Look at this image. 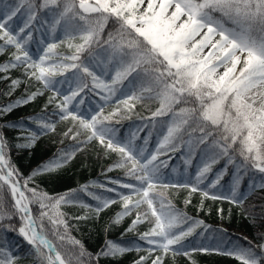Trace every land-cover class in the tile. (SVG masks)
I'll return each instance as SVG.
<instances>
[{"label":"snow or ice","instance_id":"1","mask_svg":"<svg viewBox=\"0 0 264 264\" xmlns=\"http://www.w3.org/2000/svg\"><path fill=\"white\" fill-rule=\"evenodd\" d=\"M21 8H25L27 19L23 27L16 31L8 21ZM4 9L0 13V40L3 41L0 53L9 46L15 52L7 63L0 65V71L23 66L29 79L53 89L56 83H63L56 81L55 77L72 71L76 87L70 88L67 95L55 90L48 101L52 103L62 95L56 105L59 118L70 120L73 125L64 135L71 133L76 139L83 132L85 140L81 143L96 139L106 150L118 153L120 160L108 171L112 167L123 168L125 175L134 181L123 184L119 180L112 181L127 189L128 193H118L121 211L111 220L112 224H120L125 217L135 213L126 232L135 231L139 224L146 221L151 225L139 234V239L147 242V255L140 256L134 264H147L150 258L151 264H164V257L169 253L175 256L184 250L185 239L203 223L195 221L192 226H186L190 218L174 207L164 189H188L189 198L185 204L191 203V194L199 191L202 198L229 200L236 205H243L257 188L264 190V183L254 182L249 183L247 192L240 188L243 179L241 170L245 174L250 169L264 174V0H41L40 3L37 0H19L15 7L5 4ZM41 10H47L52 15L50 27L53 33L59 26L68 41L79 40V43H68V48L74 49L72 54L60 56L55 51L56 43H49L38 59H34L27 50L26 45L32 39L33 22ZM109 21L114 29L107 33L104 40L103 33ZM101 42L111 50L109 63L112 74L108 81L101 79L81 58L85 52L92 55V46ZM220 68L224 69L223 72L218 71ZM88 77L91 78L92 89L107 93L101 97L105 102L127 80L129 87H138V91H132L119 103L130 110L135 107L130 101L155 99L159 107L152 113V119L171 114L172 122L167 127V134L155 152L145 155V149L138 148L134 142L135 133L123 142L110 135L112 130L104 122L116 115L119 109L105 116L101 107L90 118L80 111L79 104L73 102L89 88ZM18 84L19 80H12V89ZM41 94L38 90L27 98L0 106V115ZM192 121L197 122L202 133L200 143H205L218 131L219 139L213 141V146L220 149L221 155L228 156L229 163H235V157L229 155L230 151L241 157L228 194H210L199 187L218 162L215 155L198 168L194 182L164 183L159 174V168L165 162L156 163L158 154H164L165 147L171 146L176 135ZM38 123L41 134L55 131V124L43 119ZM37 138L36 132H30L27 142L16 147L29 148ZM6 146L7 142L0 133V220L6 216L10 218L4 208L3 194L6 190L14 201L13 208L20 213V220L23 221L19 233L33 246L39 264H94L100 256L116 257L133 250L106 240L94 258L79 240L69 235V225L61 210L62 205L79 204L90 210L92 206L77 200L72 195L76 190L50 196L28 187L34 177L63 167L75 156V152L63 153L24 177L11 163ZM222 175L223 172L219 173L208 187L215 188ZM80 191L99 201L94 209L97 216L116 203L113 199L95 195L89 191L88 185H83ZM108 191L117 190L110 188ZM33 202L39 203L41 209L49 210L41 211L39 225L31 214L30 205ZM44 217L53 225V235L61 242L67 240L73 248L79 249L78 252L65 256L58 250L45 232ZM60 226L64 229L63 233L59 231ZM260 238L264 240V233ZM257 247L261 250L259 254L255 250ZM135 250L141 249L137 246ZM192 251L219 252L220 249L201 246ZM156 252L160 254L153 256ZM183 254L190 256L188 251H183ZM222 254L232 256L239 264H264V243L257 246L249 243L248 247L236 245ZM16 261L17 257L11 252L0 248V264H16Z\"/></svg>","mask_w":264,"mask_h":264},{"label":"trees","instance_id":"2","mask_svg":"<svg viewBox=\"0 0 264 264\" xmlns=\"http://www.w3.org/2000/svg\"><path fill=\"white\" fill-rule=\"evenodd\" d=\"M18 2L19 0H0V13L5 4L15 7ZM40 2L41 0H37V3ZM26 19L25 8H21V11L8 21V24L12 29L18 31L20 27H23ZM45 20L48 23H44ZM51 23L52 15L47 10H41L37 20L33 22L32 39L28 41L26 48L34 59H38L39 55L43 54V49L49 43L57 44L55 51L60 56L70 55L74 51V49L68 48L69 42L79 43L78 39L68 41L64 30L59 26L56 32L53 33L50 27ZM113 29L114 25L109 21L103 33L104 40L107 39V33L113 31ZM0 44H3L2 40H0ZM100 51L107 53L108 58L102 59ZM14 52L13 47H6L4 52L0 53V65L7 63ZM110 52L108 46L101 42L99 45L94 44L92 46V54L101 58L103 63L90 60V55L87 52L81 58L101 79L108 81L112 74V65L109 63ZM14 79L19 80V84L12 89L11 82ZM54 79L63 81V83H56L55 89L45 88L41 82L29 79L23 66L8 71H0V106L13 103L21 98H27L28 95L38 90L42 92L41 95H37L35 99L30 100L28 103H21L14 107L12 111L0 115V133L3 134L7 142L5 151L10 156L11 163L24 177L29 176L34 169L63 153L75 152V156L63 167L34 177L29 182L28 187L36 188L38 192H46L50 196L76 190L72 192V195L77 200L91 205L92 209L82 208L79 204L61 206L69 225V235L79 240L86 252L91 253L94 258L100 252L106 240L133 249L116 257L100 256L98 261H94V264H134V261L138 260L140 256L147 255V242L140 240L139 234L147 231L151 225L146 221L139 224L135 231L126 232L125 229L131 223L135 213L132 216L125 217L120 224L111 223L116 213L121 211V201L118 193H128L127 189L122 188L120 184H113L112 181L119 180L121 184L134 181L125 175V169L123 168L112 167V170L108 171L109 167L120 160L118 153L106 150L96 139L81 143L85 140V133L83 132L76 139L72 138L71 133L67 136L64 135L73 125L70 120H60L59 109L56 105L62 99V95L69 94L70 88L74 89L76 87V81L72 71ZM87 82L89 88L80 93L73 102L79 104L80 111L86 116L89 115L88 118H90L91 115L99 112L101 107L105 116L119 109L116 115L111 116L109 120L104 122L112 130L110 135L116 140L126 141L133 134L132 127L137 124L139 128L134 132L135 141L145 142V139H147L150 147L142 148L145 150L153 149L155 152L158 147L157 140L160 136L164 137L167 134V131L159 128V123L161 121L166 122L171 114L152 119V113L159 107V102L155 99L130 101V103L135 104V107L130 110L124 104L119 103L125 100L128 95H131L132 91H138V87L130 88L127 80L124 81L123 86H118L115 95L110 97L107 102L101 98L107 93L100 89H92L90 77L87 78ZM55 90H59L62 95L49 103V97L54 95ZM80 101L83 102L80 103ZM89 109L92 111L89 112ZM40 119L55 124V131H45L41 134L38 123ZM147 128H149L148 134L146 132ZM206 131H211V129H206ZM30 132L37 133L38 138L34 145L29 148L16 147V145L27 142L26 137ZM201 136L202 133L197 122L192 121L185 125L176 135L172 145L165 147L164 154H158L156 163L165 162L160 166L159 174L163 177L164 183L194 182L198 168L202 167L210 156L215 155L218 157V162L212 166L211 172L207 174V178L199 187L209 191L210 194H228L232 187L237 166L241 164V157L230 151L229 155L235 157V163H229L228 156L221 155L220 149L213 146V141L219 139L218 131L213 136L208 137L203 144L200 143ZM188 141L192 142L193 152L187 156L184 150L187 149ZM77 148L80 150H77ZM174 164L179 167L178 171H174ZM215 170L220 173L223 172V175L215 188H209L208 185L211 184L209 179ZM240 175L243 176L240 185L241 191H249L250 182L264 183V174L253 169H250L246 174L241 170ZM101 184L104 185L103 188L99 187ZM83 185H88L89 191L95 195L113 199L116 203L104 209L97 216L94 209L99 201L80 191ZM110 188H115L117 191H108ZM163 191H165L174 207L190 218L186 222V226H192L195 221L203 222L196 226L193 234L184 241L185 248L183 251H188L190 256H185L183 251L175 256L169 253L164 257V264H239V261L232 256L222 253L236 245L248 247L249 243L252 246L264 243V240L260 238L261 234L264 233V190L257 188L244 200L243 205L233 204L229 200L202 198L199 191L191 194V203L185 204V200L189 198L188 189L168 188ZM3 195L5 198L4 208L10 214V218L6 216L3 220H0V248L11 252L17 257L16 264H39L33 246L19 233L23 221L20 220V213L12 206L14 201L10 193L5 190ZM202 199L203 207H201ZM31 207L37 225H39L41 223V211L49 210L41 209L37 202L31 203ZM85 215L88 217L87 219L77 220L74 218ZM42 223L47 236L53 240L62 254L67 256L70 253L78 252L79 249L73 248L67 240L61 242L53 235V225L47 217L43 218ZM59 231L64 232L62 226H60ZM137 246L141 249L140 251L135 250ZM201 246L210 249L218 248L220 251H192L193 248ZM255 250L258 254L261 251L258 247ZM159 254V252H156L153 253V256ZM86 259L87 257H85ZM147 264H151V258Z\"/></svg>","mask_w":264,"mask_h":264},{"label":"rangeland","instance_id":"3","mask_svg":"<svg viewBox=\"0 0 264 264\" xmlns=\"http://www.w3.org/2000/svg\"><path fill=\"white\" fill-rule=\"evenodd\" d=\"M223 68H220V69H218V71H220V72H223ZM171 122H172V119L170 120V121H168L167 122V126H169L170 124H171ZM162 139H160V141H161ZM202 161V160H201ZM203 162V161H202ZM179 169V167H175V170H178ZM218 175V173L217 172H214V174L212 175V177H211V180H213L216 176Z\"/></svg>","mask_w":264,"mask_h":264},{"label":"water","instance_id":"4","mask_svg":"<svg viewBox=\"0 0 264 264\" xmlns=\"http://www.w3.org/2000/svg\"><path fill=\"white\" fill-rule=\"evenodd\" d=\"M33 217V216H32Z\"/></svg>","mask_w":264,"mask_h":264}]
</instances>
